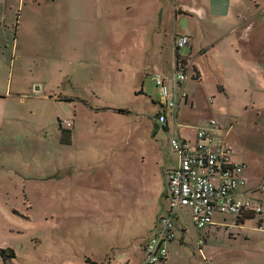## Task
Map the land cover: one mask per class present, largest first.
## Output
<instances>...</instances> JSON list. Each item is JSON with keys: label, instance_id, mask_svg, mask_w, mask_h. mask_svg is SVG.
I'll use <instances>...</instances> for the list:
<instances>
[{"label": "rangeland", "instance_id": "1", "mask_svg": "<svg viewBox=\"0 0 264 264\" xmlns=\"http://www.w3.org/2000/svg\"><path fill=\"white\" fill-rule=\"evenodd\" d=\"M178 2L188 7L198 0ZM234 2L251 22L264 23V0ZM172 9L170 0H0V248L15 254L6 263L0 257V264L140 258L126 234L129 211L136 214V201L151 196L143 187L148 179L154 192L165 191V170L175 162L171 132L150 117L159 95L152 72L144 78L143 70L159 55L145 35L159 10L177 29L192 26L190 17L175 18ZM253 37H262L256 46L263 48L264 29ZM225 44L211 50L208 64L201 62L200 82L188 77L192 105H180L179 130L191 139L213 119L234 159L260 171L264 94H253L240 59L233 60ZM219 59L232 67L215 77ZM142 82L143 92L135 95ZM256 83L264 87L258 76ZM249 98L258 105L245 106ZM64 126L69 142L62 140ZM180 213L184 243L168 245L165 264H264V232L255 220L231 226L227 219L199 231L185 209ZM223 217L215 215V225ZM111 244L118 248L108 250Z\"/></svg>", "mask_w": 264, "mask_h": 264}, {"label": "crops", "instance_id": "2", "mask_svg": "<svg viewBox=\"0 0 264 264\" xmlns=\"http://www.w3.org/2000/svg\"><path fill=\"white\" fill-rule=\"evenodd\" d=\"M170 3L173 8L171 11L173 17L176 18V16L179 14L190 17V19H192L191 22L192 26H189L188 28L177 29L176 23L170 24V22L168 21L169 15L168 17L164 16L162 18L163 11L159 10L156 14V19H157L156 25L153 26L152 31L149 29L148 32L146 33L149 39H147L145 35V41L146 43H148L149 48L152 47L156 49L158 52L159 55L157 58L158 62H154L152 65L150 64L148 66V69L143 70L144 72L143 75L145 78L148 75V73L151 71L153 81L156 75L163 76L167 85L171 86L172 83L169 78L170 75H172V73L175 70V64L177 63L178 57L179 56L183 57L185 61L188 62L189 70L187 72V79L183 83V89L186 90L187 97L185 99L177 100V104L175 108H168L163 104H161L159 88L156 86L154 81L155 88L157 89L159 95V101L157 102L158 110L155 111L154 115L150 116L153 120H155L157 124L159 123L158 115H164L165 123L161 124V127L163 131L171 132V136L169 137V140L171 137L177 136L182 140L188 141L189 138H187V140L184 139L186 136H184L183 133L179 130L181 125L177 119L178 113L180 112V105H182L183 107L186 105H192V95L190 97V93L186 89L185 85L187 83L188 77L190 80L194 82V84L200 82V77H201L200 72L203 66V63L201 62L203 61L206 64H208L212 59V55L210 54L211 50L214 48L218 49L219 44H223L224 42H226L225 44L227 45L226 53L227 54L231 53L233 56L232 59L235 61H238L240 59V62L243 65V70L249 76L247 80L249 82V87L251 86L253 89L252 90L253 94L258 95L259 92L264 94V89H263L264 87H261V84L256 83V76H258L259 80L262 83H264V47L261 48L256 46L258 44H261L263 42V39L261 37L259 40H257L256 38L253 37V32H255L257 29L260 28L264 29L263 26L264 23L262 24L259 21L256 23L253 21L251 22L250 21L251 19L248 18V15H245V11H242L240 4L237 3L236 5L234 0H198V2H195L194 5L192 4L189 5L188 7L181 6L178 0H170ZM217 21L219 23H217ZM180 35H186L189 38L188 45L183 48H177L174 41V38L176 37L175 38L176 40L177 37ZM154 42H156L155 44H157L156 47L155 45L153 46ZM148 45L147 47H145L146 50L148 48ZM219 60H220V65L216 67L218 73H216L212 69V71H214L215 77H218L219 75L222 76L225 75L226 69L232 67L231 64L228 63V61L226 62L227 64H225L221 59ZM197 62H199V65ZM222 62L225 65L223 66V68L221 66L223 64ZM251 65L253 66L251 67ZM191 69L199 73L198 79H192L190 77L189 74L191 73ZM256 73H258V75H255ZM253 77L255 80L253 79ZM217 82L223 85V91H225L223 81L217 80ZM187 87L189 88L190 92H192L191 91L192 87H190L189 85H187ZM140 92H143V82H142V88L140 90L136 91V89H134L135 95ZM194 93L195 91L193 90V96ZM248 101L249 103L248 102L245 103V106L250 105L251 107L253 106L256 107L258 105L256 99L253 100L252 98H249ZM255 116H258L257 112H255ZM71 126L74 127L73 121H71ZM172 126H174L175 128L173 131H171ZM202 126H204L205 128L209 127L208 125H202ZM200 127H198V129ZM216 129L218 134L223 136L225 139V136L221 133V129L218 126H216ZM189 140H193V142L188 141L191 144L195 143L196 136ZM173 153L175 154V162L172 163L168 168H166L165 172L168 169L178 164V155L174 151ZM231 154H233L232 148H231ZM231 160L245 164L246 167L244 170V175L246 178V186H245L246 190H250L255 185L260 184V182H264V168L258 171L256 167H254V169L256 170L249 168L248 171L247 164L245 163L244 160H236L234 159L233 155H231ZM154 186H155L154 183L153 182L151 183L150 179H148L143 187L145 188V191L147 193H150L151 196H144L139 201H136V204H139L140 206V208L136 210V214L135 212H133V210L129 211V214L133 218V223L130 225L129 231L126 234L131 239V244H134L135 251L136 252L140 251L139 253L140 258L135 259L134 262H131V260L129 259V257H127V255L123 256L121 259H118V261H115L113 257L111 258L107 257L106 259L107 264H148L146 262V256L143 249L144 244L146 243L148 237L157 233L159 226H157L155 229L154 221L155 219L158 220L159 216L163 214L168 200L166 185H165V191L163 193L161 192V189H160L161 193L159 191L158 193L154 192ZM131 188L130 186L127 187L128 190L132 191ZM132 192L134 193V191ZM253 195L257 199H259L262 203H264V192L261 193L254 192ZM122 205H128L125 197H123ZM149 205L152 208H150ZM141 209H142L141 214L140 215L137 214V212ZM182 209H185L188 212L189 218L191 220V216L188 208L186 207L177 208L173 216L174 226H175V238L165 243L167 250L166 256L161 262H157V263L165 264L167 262L169 250H170L168 249V245L170 243H174L175 241H177L180 247L182 243H184L183 236L185 234V227L181 223V213H180V210ZM143 212H144V217L141 218ZM227 219L231 220V222L229 223V225L231 226H241L246 221H250V220H255L258 226L259 224H261L262 227L264 226V218L260 219L257 216L247 219L245 218L238 219V220L234 216H231L230 218H228L227 216V218L225 217L222 218V222L219 225H215L216 222H214L213 220V223L207 226L211 228L212 226L227 225L228 224ZM210 232L211 231L209 229L207 233ZM121 235L123 234H120L119 238L115 239L117 240V244H121L122 242ZM204 237L205 235L202 234V237L200 235V238L198 239V244H199L198 247L200 252L202 250L201 244L204 243ZM174 247L176 248L177 245L175 244ZM114 248L117 249L118 247L116 245L111 244L108 247V250H112Z\"/></svg>", "mask_w": 264, "mask_h": 264}, {"label": "built area", "instance_id": "3", "mask_svg": "<svg viewBox=\"0 0 264 264\" xmlns=\"http://www.w3.org/2000/svg\"><path fill=\"white\" fill-rule=\"evenodd\" d=\"M188 43L186 35L175 40L177 48ZM188 70V62L185 61L182 69L177 68L176 63L169 78L171 86L163 76H155L161 104L175 108L177 100L187 97L183 83ZM158 121L164 124V115H158ZM65 125L69 126L71 122L65 120ZM207 125L208 128L201 126L197 130L193 144L177 136L169 140L170 148L178 155V164L165 174L167 205L158 218L157 233L148 238L143 248L148 264L165 258V243L175 238L173 216L178 207L188 208L192 223L199 230L212 224L215 215L237 218L248 212L264 218V204L253 195L254 192H264V182L246 190L245 164L231 160V148L218 134L215 121L211 119ZM258 227L264 232L261 224Z\"/></svg>", "mask_w": 264, "mask_h": 264}, {"label": "trees", "instance_id": "4", "mask_svg": "<svg viewBox=\"0 0 264 264\" xmlns=\"http://www.w3.org/2000/svg\"><path fill=\"white\" fill-rule=\"evenodd\" d=\"M185 66V59L183 57H178L177 59V68H184ZM195 69V68H193ZM190 77L192 79H198V73L195 71V70H192L191 69V73H190ZM216 123V122H215ZM64 124H65V121H64ZM66 126V125H65ZM63 127V129L61 130L63 132V135H62V140L63 141H66V142H69V139H70V136H71V133H70V130L69 129H65L66 127ZM215 126H218L217 123ZM69 127V126H67ZM65 132H66V135H65ZM264 204V203H263ZM252 217H256V215H253L251 213H244V214H241L240 216H238L236 219H247V218H252ZM0 257L2 258L3 260V263H6L8 262L10 259L14 258L15 257V254H14V251L12 250V248H9V247H2L0 248ZM164 259V258H163ZM162 259V260H163ZM162 260L158 261V262H161ZM157 263V262H156ZM154 264V263H152Z\"/></svg>", "mask_w": 264, "mask_h": 264}]
</instances>
